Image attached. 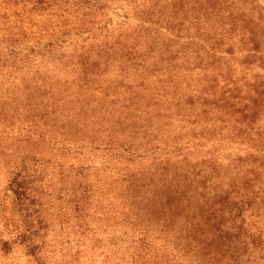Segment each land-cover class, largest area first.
Listing matches in <instances>:
<instances>
[{
	"label": "trees",
	"instance_id": "16d2710c",
	"mask_svg": "<svg viewBox=\"0 0 264 264\" xmlns=\"http://www.w3.org/2000/svg\"><path fill=\"white\" fill-rule=\"evenodd\" d=\"M107 1L114 0H0V9H3L1 15L3 25L0 26V74L5 75L7 79L5 82L17 81V74L29 66L28 59L35 53L34 47L21 49L22 45L29 44L30 39H35L39 48L53 50L55 45L52 43L46 45L44 39L50 37V34L52 36L58 34L66 38L57 47L60 49L62 46L69 47L75 38H82L88 32H92L91 28L96 25L94 18L106 9L103 4ZM122 1L136 5V9L141 5L149 7L151 2L150 0ZM215 5L213 0H180L179 2L173 0L163 6L157 3L148 8L149 17H143L139 23V33L132 35L128 45L127 40L120 41L122 31H119L129 21L130 17L127 16H124V23L119 29L113 30V32L119 31L118 36L111 43L107 41L108 44L104 45V48L111 53L117 48L124 50L127 62H134L135 68L140 67L145 70L144 73H148L140 76V79L154 81L156 86L152 90L155 93L152 107L156 115L165 116L170 120L174 112L186 114L191 111L196 114L195 108L199 107L200 114H196L197 116L202 115L205 118L212 116V119H215L212 131L207 130L198 138L194 134L187 141L186 136H181L178 141L168 143L167 147L171 143L175 144L173 149L177 158L183 159L187 166H190L191 159H199L192 167L195 170L197 166H205L206 163L214 160L215 156H211L210 152L199 158L196 152L200 151L197 147L203 148L205 143L217 138L216 135L225 139L224 137L235 132V138H245L249 135V138L255 140V146L258 147L259 143L261 146L264 144L261 140L263 133L257 129L255 120L262 108L261 104L256 102L260 92L264 90V75L259 81L261 83L257 82L253 86L254 96L249 97L252 101L247 104L246 98L242 95L246 87L239 88L231 82L228 58L232 56H229L227 51H221L223 40L215 39L208 28L198 27L194 34H190L191 25L206 23L216 11L219 12ZM189 11H194L190 18ZM77 17L81 19L83 31L73 35L71 21L75 22ZM143 30L145 33L140 34ZM93 37L88 35L84 39L88 41ZM251 44H253L251 51L255 54L259 53L260 60L264 61V53L259 51L256 41ZM23 51L26 52L25 55L22 54ZM156 53L161 56L160 62L154 61L153 70L147 71L146 63L150 62L149 58ZM38 56L40 53L35 57ZM88 57L87 54L79 53L67 55L61 61L63 67L69 62L74 64V59H77V66H84ZM44 65L45 63H42L39 67ZM180 65L187 66L183 69ZM135 80V77L122 70L117 77V89L126 88V91L132 92L135 89L133 95L138 98L144 82L137 84ZM19 93L13 95L9 89L3 93L7 95L8 101L0 104V133L14 132L12 137L18 138L11 141L7 147L3 144L9 141H5V137H2L0 154L10 156V149L29 150L32 152V157H26L15 164L6 163L4 166L0 161V172L1 174L5 172V175H0L4 184V188L0 189L1 264H7L9 261H24L23 264H189L187 261L170 260V255L165 253L167 248L163 243L166 242L156 236L151 229L152 221L159 228L173 227L178 223L188 229L189 225L202 220L195 213L191 220H186L190 214V203L184 198L187 195L189 199L194 193L187 191L184 195L178 191L179 181L173 184L177 188L172 192L169 190L164 201L156 204L155 211L147 212L145 216L136 211L137 213L132 214L133 221L129 224L119 222L118 213L113 218L116 219L114 225L102 223L104 218H102V207L100 204L98 206L99 194L91 186L59 188L58 179L70 175L71 182L96 167L92 164L91 158L85 156L89 152L94 154L92 158L103 153L106 157L105 165L125 163L128 175L123 179L124 185L130 187L141 185L138 177L133 173L142 170V162L157 156L153 153H156L159 147L153 142H147L139 149H134L133 145L123 137L111 139L109 147V144L105 146L102 144L106 142V138L87 135L92 139L88 142L84 140L75 142V145L80 146L74 151L68 145L69 139L67 142L63 140L56 142L50 135H46L50 134L49 129L55 126L46 122L47 113H44L43 107L41 110L35 108L39 111L37 121L23 119L20 108L16 107L20 106ZM10 95L13 96L10 98ZM119 95L120 93L116 92L114 97ZM142 97L150 98V96ZM30 102L31 99L25 107H29ZM167 111L169 114L164 115ZM190 116L192 117V114ZM170 123L173 122L170 120ZM216 123L220 125L216 127ZM170 128L171 125L166 124L163 130L168 134ZM24 130L26 135H20ZM36 137L40 143L48 141L58 149L67 151L70 156H57L51 159L46 156V150L39 146V141L34 143L37 148L32 150L29 143ZM73 141L75 140L71 139L70 142ZM190 143H193L195 150L187 149ZM261 152H263L262 161L260 166H256L255 171L264 174V146ZM70 157H74L77 161H70ZM135 162L141 164L136 168L133 166ZM211 173L210 175L216 178L220 176L216 167H213ZM195 177L200 179V172L196 173ZM244 178L241 172L235 173L231 177L226 197L214 203L208 199L200 205L199 212L206 211L204 216H207L205 221L208 224L211 220L222 222L221 219L225 216L223 210L229 209L232 222L237 221L238 224L240 223L238 228L243 227L245 205H250L245 197L240 196ZM192 181L193 179L189 183ZM206 182L202 177L204 192L208 190ZM253 182L252 187L255 186L256 179ZM185 187L186 185H183L184 189ZM138 207L136 206V209ZM140 218L145 221L142 222Z\"/></svg>",
	"mask_w": 264,
	"mask_h": 264
},
{
	"label": "rangeland",
	"instance_id": "374dc122",
	"mask_svg": "<svg viewBox=\"0 0 264 264\" xmlns=\"http://www.w3.org/2000/svg\"><path fill=\"white\" fill-rule=\"evenodd\" d=\"M150 1L149 7L157 3L163 6L166 2L173 0ZM174 1L179 2L180 0ZM103 5L106 9L94 18L96 25L93 26V29L91 28L92 32H88L82 38H75L69 47L62 46V49L57 47L66 38L58 34L55 36L50 34V37L44 39L46 45L49 43L55 45L53 50L39 48V44H36L38 41L35 39H30L29 44L22 45L21 49L34 47L35 53L28 59L29 66L17 74V81L5 82L7 81L5 75L0 74V104L8 101L6 100L7 95L3 94L7 89L13 95L20 92V106L16 107L20 108L23 119L37 121L39 111H36L35 108L38 107L41 110L43 107L44 113H47L45 115L46 122L55 126V128L49 129L51 133L46 135H50L56 142L62 140L67 142L69 139L68 145L74 151H77L80 146L75 145V142L80 140L88 142L92 139L87 135L106 138V142L102 143L103 146L109 144L110 147L111 139L123 137L133 145L134 149H139L147 142H153L159 147L158 151L153 153L157 156L142 162V170H136V174L133 173L141 184L136 187H130L123 183V179L128 175L126 174L127 165L125 163L105 165L106 157L103 156V153H99L98 157L93 158L91 157L94 156L93 153L85 154L89 159L91 158L92 164L96 167L85 172L83 176H79L71 182L70 175L58 179L59 188L71 189L88 185L96 192L98 191V206L100 204L102 207V218H104L102 223L114 225L116 219L113 218L119 213L118 221L129 224L130 221H133L134 215L132 214L134 212L139 211L142 216H145L147 212L155 211L156 204L159 201H164L169 190L172 192L177 188L173 184L179 181L180 190L178 191L184 195L187 191V193H194L191 198L188 199L187 195L184 198L186 202L190 203V214L186 220H191L194 213L198 214L202 220L198 221L199 223L194 222V225H189L188 229L178 223L173 227L159 228L153 221L151 222L152 232L166 242L163 244L167 248L165 253L170 255V260L187 261L189 264L208 262L210 264H264V174L255 171L256 166L261 164L263 153L261 149L264 144L261 146V143L258 142L257 147L254 145L255 140L249 138V135L245 138H235V132H232L224 137L225 139L216 135L217 138H212L205 143L203 148L197 147L200 149L196 152L198 158L207 152H210L211 156H215L214 160L206 163L205 166L199 165L195 170L192 167L198 163L199 159H191L190 166H187L183 159L177 158L173 149L175 144L171 143L167 147L168 143L178 141L181 136H186L187 141L194 134L198 138L207 130L212 131L215 119H212V116L208 118L202 115L197 116L196 114H200L199 107L195 108L196 114L191 111L186 114L183 112L172 113L170 120L173 123H170V120L165 116L155 114L152 107L155 93L152 90L156 85L151 79H140V76L148 75V73H144L145 70L140 67L135 68L134 62H127L124 50L117 48L114 53H111L104 48V45L108 44L107 41L111 43L118 36L117 32L119 31H122L120 41L126 42L127 40L128 45L132 35L139 33L140 21L143 17H149V7L141 5L136 9V5L122 0L107 1ZM213 5L218 7L219 12L216 11L218 14L215 12L206 23L191 25L190 34H194L198 27L208 28L214 34L215 39L223 40L224 44L220 46L221 51H227L228 55L232 56L228 58L231 82H234L236 87H246L242 95L246 98L247 104H250L249 101L252 99L249 97L254 96L255 92L252 91L255 89L253 86L261 81V77L264 75V61L260 60L261 55L251 51L253 49L251 43L256 41L259 51L264 53V0H213ZM2 12L3 9H0V26L3 25ZM193 12H188L189 18ZM124 16L130 17V19L126 20L122 29L117 31L124 23ZM71 24L74 30L73 35L83 31L80 18L77 17V20L71 21ZM116 28L117 30L113 32ZM142 33L144 34L145 30L140 34ZM88 35L94 37L86 41L84 38ZM25 53L22 52L24 55ZM37 53H40V56L35 57ZM79 53L89 55L84 66H77V59H74V64L69 62L66 67H63L62 61L67 55ZM160 57L159 53H156L152 58H149L150 62L146 63L147 71L153 70V62H160ZM42 63L45 65L39 67ZM180 66L184 69L187 65ZM122 70L135 77L134 82L137 84L144 82L138 98L133 95L135 89L134 92L126 91V88L117 89V77ZM116 92L120 95L114 97ZM261 92L263 93L261 94ZM261 92L256 103H260L262 108L255 120L257 129L263 133L261 140L264 142V90ZM13 95H10V98ZM142 96H150V98ZM30 99L29 107H25ZM253 103L251 104L253 105ZM168 114L167 111L164 115ZM181 119L185 121H180ZM166 124L171 125L168 134L163 130ZM219 125L220 123H216V127ZM3 133H0V140L5 137L4 140L9 142L3 145H7V147L11 141L18 138L12 137L14 132ZM20 135H26V130L22 131ZM24 138L26 139V137ZM71 139L75 141L70 142ZM38 141L36 137L29 143L32 150L37 148L34 143ZM192 144L187 146L188 150L189 148L190 150L196 149ZM39 146L46 150V156L51 159L57 156H70L67 151L58 149L48 141L42 143L39 141ZM9 151L11 152L10 156L0 154L3 166L6 163L15 164L26 157H32V152L29 150L14 151L10 149ZM69 160L77 161L74 157H70ZM140 164L135 162L133 166L137 168ZM213 167H216V171L220 175L218 178L210 175ZM198 172H200V179L195 177ZM237 172H241V176L245 177L240 196L245 197L247 203H250L249 206L245 205L243 227L238 228L240 223L232 222V214H229V209L223 210L225 216L221 219L222 222L211 220L208 224L205 221L207 216H204L206 211L199 212L200 205L208 199L214 203L226 197L231 177ZM0 175H5V172L2 174L0 172ZM202 177L207 181L208 190L205 192L202 190ZM191 179L193 181L189 183ZM255 179L256 184L252 187ZM172 180L173 183H171ZM183 185H186L185 189ZM244 186L245 190H243ZM2 188H4V184L0 178V189L2 190ZM136 206H141V208L136 209ZM141 221L145 220L141 219ZM23 262L9 261L7 264H23Z\"/></svg>",
	"mask_w": 264,
	"mask_h": 264
}]
</instances>
